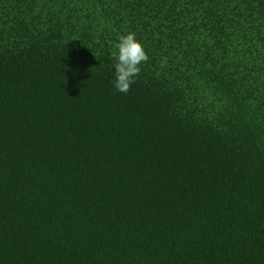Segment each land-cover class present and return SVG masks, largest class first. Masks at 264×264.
I'll return each mask as SVG.
<instances>
[{"label": "trees", "instance_id": "16d2710c", "mask_svg": "<svg viewBox=\"0 0 264 264\" xmlns=\"http://www.w3.org/2000/svg\"><path fill=\"white\" fill-rule=\"evenodd\" d=\"M0 264H264V0H0Z\"/></svg>", "mask_w": 264, "mask_h": 264}, {"label": "clouds", "instance_id": "9594fccd", "mask_svg": "<svg viewBox=\"0 0 264 264\" xmlns=\"http://www.w3.org/2000/svg\"><path fill=\"white\" fill-rule=\"evenodd\" d=\"M114 48L116 49L113 53L115 63L111 83L118 92L126 94L131 86L136 83L135 78L141 72V65L147 63L149 57L142 43L137 40L135 33L132 32L120 35L114 44Z\"/></svg>", "mask_w": 264, "mask_h": 264}]
</instances>
